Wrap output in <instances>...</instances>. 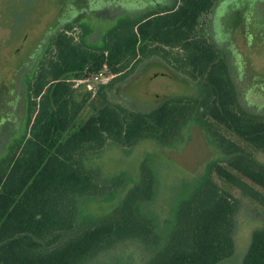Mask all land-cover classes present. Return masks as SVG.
I'll return each instance as SVG.
<instances>
[{
  "label": "trees",
  "instance_id": "obj_1",
  "mask_svg": "<svg viewBox=\"0 0 264 264\" xmlns=\"http://www.w3.org/2000/svg\"><path fill=\"white\" fill-rule=\"evenodd\" d=\"M219 1L118 17L95 40L79 18L57 30L26 76L24 131L0 156V264H89L125 242L147 251L142 264H220L234 254L242 198L264 209V114L244 105L227 54L202 27ZM153 56L193 92L147 108L115 100L127 71ZM92 76L111 77L93 89L75 83ZM191 126L212 156L159 205L160 155L132 152L175 149ZM107 151L124 161L108 169ZM95 200L103 211L85 212ZM240 264H264V224Z\"/></svg>",
  "mask_w": 264,
  "mask_h": 264
},
{
  "label": "rangeland",
  "instance_id": "obj_2",
  "mask_svg": "<svg viewBox=\"0 0 264 264\" xmlns=\"http://www.w3.org/2000/svg\"><path fill=\"white\" fill-rule=\"evenodd\" d=\"M175 0H0V156L6 146L18 138L25 127L26 76L63 24L76 18L92 25L95 40L118 17L134 18ZM209 36L224 51L246 107L264 114V0H221L202 19ZM72 34L77 37L80 29ZM100 78L99 81L109 79ZM76 85L87 82L77 81ZM94 84V85H95ZM84 89V88H83ZM193 92V88L175 79L166 64L156 56L137 63L112 92L113 98L147 108L157 97ZM89 114L84 109L80 118ZM185 141L175 149L153 148L145 143L132 153L155 150L160 155L156 167L160 176L158 204L169 199L175 185L204 171L212 153L197 126L185 132ZM136 150V151H135ZM261 160L264 157L259 156ZM124 161L116 151H107L101 162L115 169ZM219 185L235 197L239 191L223 182ZM158 205V207H159ZM105 204L95 200L84 205L85 212L99 214ZM264 224V209L242 198L235 230L234 254L220 264H240L251 233ZM147 251L138 242H125L99 255L89 264H142Z\"/></svg>",
  "mask_w": 264,
  "mask_h": 264
},
{
  "label": "built area",
  "instance_id": "obj_3",
  "mask_svg": "<svg viewBox=\"0 0 264 264\" xmlns=\"http://www.w3.org/2000/svg\"><path fill=\"white\" fill-rule=\"evenodd\" d=\"M101 78V77H100ZM99 80V76H92V77H88L84 80H81L83 82H87L85 83L86 85V88L87 89H93L94 87V84ZM80 82V81H79ZM99 82H102V81H99Z\"/></svg>",
  "mask_w": 264,
  "mask_h": 264
}]
</instances>
